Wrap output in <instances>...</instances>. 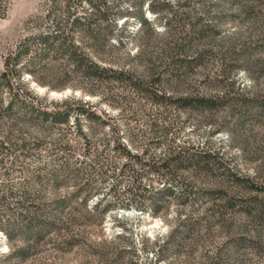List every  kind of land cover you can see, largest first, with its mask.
Here are the masks:
<instances>
[{
  "label": "rangeland",
  "instance_id": "1",
  "mask_svg": "<svg viewBox=\"0 0 264 264\" xmlns=\"http://www.w3.org/2000/svg\"><path fill=\"white\" fill-rule=\"evenodd\" d=\"M105 1L112 11L119 9L122 14L110 25L97 22L104 26L105 37L96 46L88 36L82 37L86 51L94 53L103 64L133 69L148 79L159 75L155 87L173 95L224 92L228 100L216 111L183 109L152 101L128 81L94 80L76 73L58 55L39 60L34 74L24 72L22 78L42 104H60L74 97L104 112L108 125L81 118L90 139L85 146L72 118L65 124L46 123L42 130L34 125L23 131L13 129L12 119H0V136L7 135L10 143L6 148L0 146V196L4 197L0 200V223L24 192L28 196L50 194L49 174L61 166L78 169L84 178L58 172L57 194L73 190L86 176L91 181L86 216H77L70 227L79 232L75 242L63 239V232L54 234L53 239L35 246L27 258L18 260L7 258L9 241L0 229V264H101L91 249L116 235L122 236L118 240L125 248L133 250L120 264H236L238 256L242 264H264V220H248L237 206L238 198L233 199L234 208L222 206L216 192L217 185L231 191L239 189L234 175H248L264 182V119L252 110L244 111L240 105V100L264 94V44H256L246 60L230 58L228 51L255 44L254 38L264 30V2L249 12H240L234 3L225 0H167L170 8L162 11L158 19L147 9L148 0H143L144 16L150 24L142 28L140 20L132 16L123 23L129 11L138 10V0ZM66 5V0H0V71L3 56L15 43L49 29L56 16L64 18ZM69 8L78 14L89 10L84 1L71 3ZM191 22L196 23V28L206 27L207 33L200 41H193L188 54L205 49L206 55L200 63L192 61L190 68L181 67L178 76L170 75L161 63L166 62L164 58L158 59L159 52L174 41L184 40ZM13 81L15 88L16 82H22L21 78ZM0 93L7 98L4 89ZM115 137L131 149L146 148L148 154L155 156H161L168 148L193 145L213 154L217 164L208 173L184 172L185 178L194 183V192L186 199L180 195L184 187L181 178L141 172L138 179L142 186L159 188L168 183L173 191L166 198V206L152 214L149 204L139 205L130 199L133 176L120 167L124 157L112 149ZM105 203L111 206L103 211ZM216 204L217 213H211ZM179 213L199 218L192 235L194 241L185 243L177 252L166 249L157 261L152 243L165 237ZM245 223L247 226H242ZM237 226H242L239 233L249 239L258 233L259 246L242 243L234 260L229 258L227 248L230 239L236 237Z\"/></svg>",
  "mask_w": 264,
  "mask_h": 264
},
{
  "label": "trees",
  "instance_id": "2",
  "mask_svg": "<svg viewBox=\"0 0 264 264\" xmlns=\"http://www.w3.org/2000/svg\"><path fill=\"white\" fill-rule=\"evenodd\" d=\"M88 4L89 10L78 14L69 10L71 3L82 2ZM235 4L240 12H249L254 6L261 4L264 0H225ZM67 12L64 18L56 16L54 24L47 30L42 31L33 36H27L19 39L14 47L3 56L2 70L0 71V91L4 89L7 98L4 99L0 93V119H12L13 129L23 131L25 127L37 125L42 130L43 125L50 123L52 125H60L67 123L70 118L76 125L78 135L83 139L84 145L88 146L90 141L88 131L84 130L81 124V118L89 121H99L101 124L108 125V117L104 116V112H98L91 104L82 102L74 97H69L60 102H52L42 104V102L28 90L27 85L23 82L22 74L24 72L34 74L35 64L42 58L53 54L58 55L64 61V65H68L73 71L94 80H116L128 81L132 88L137 91L144 92L152 101L156 103H172L176 107L183 109H198L201 111H216L224 101H227V94H203V93H185L173 95L168 93L164 88L155 87L156 80L160 79L157 75L153 79L142 77L133 69L103 64L96 58L94 53L85 50L82 44V37L88 36L94 41V45L99 44L103 35L104 26H100L97 22L104 21L105 25H110L116 16L122 14V11L108 5L105 0H66ZM138 10L129 11L130 15L124 19L128 20L129 16L140 20L142 28L150 24L149 20L144 16L142 9L143 0L136 2ZM146 7L149 11L159 16L162 11L170 8L167 0H148ZM188 30V31H187ZM183 35L184 40L174 41L167 47L163 48L158 55V59H163L165 63L164 69H167L170 75L178 76L181 67L190 68L192 61L200 63L206 55L205 49H196L192 55L188 54L194 40H201L206 36L207 28L200 26L196 28V23L191 22ZM254 45H248L242 50L229 48L230 58L248 59L250 51L254 49L256 44H264V30L254 38ZM194 45V44H193ZM204 48V47H203ZM162 56V57H160ZM152 66L150 69H152ZM149 68V67H148ZM153 70V69H152ZM152 74V73H151ZM150 76V75H149ZM21 78L19 83L16 82V88L13 86V80ZM19 88V89H18ZM239 102V101H237ZM241 109L248 112H255L260 118L264 119V94L255 95L249 99L240 100ZM253 113V114H255ZM208 118V116H205ZM152 124V123H151ZM155 124L153 123L152 126ZM166 128L164 127V131ZM6 136H0V146L8 147ZM25 145L24 141H21ZM112 149L116 150L124 161L121 163V169L128 170L133 176V183L130 190V199L133 202L142 205L147 203L150 205L152 214H157L161 208L167 203V196L172 195L171 185L163 183L159 188L142 186L139 182L141 172H155L162 177L163 175H171L172 177L181 178L183 189L181 196L187 198L192 194L194 183L191 179H186L184 172L202 171L211 172L214 165L217 164L216 157L209 151L193 147V145H180L178 148H168L161 156L148 154L146 148L137 150L131 149L130 145H126L124 141H120L118 137L113 138L111 143ZM103 164V163H102ZM101 164V165H102ZM72 174L76 179L84 178L78 169L69 166H61L58 170L51 172L49 178L51 181L50 194L28 196L21 194L16 201L14 209L8 210V217L0 223V229L5 232V236L9 241V250L6 254L7 258H16L18 260L27 258L39 243L47 239H53L54 234H60L63 239L68 238V243L75 242L79 232L71 230V226L75 224L77 216L84 218L87 210L85 209L86 201L91 195L90 177L86 176L81 183H77L73 190L59 195L55 192L57 188V173ZM74 173V174H73ZM82 176V177H81ZM239 189L231 191L223 185H217L216 192L222 201L224 207L236 206L233 199L238 198V208L244 212L249 218L248 220H264V182L255 180V177L242 175L237 177ZM114 190V189H113ZM232 192V193H231ZM4 197L0 196L3 201ZM233 201V202H232ZM73 202H78L73 205ZM184 203V202H183ZM219 204V203H218ZM216 204L211 213H217ZM110 203H105L102 210H108ZM97 208V205L95 206ZM85 209V210H84ZM91 214V213H90ZM199 218H192V215H179L176 217L175 224L169 229L165 237L153 241V248L157 251V261L163 258V252L172 248L179 251L185 243L194 241L193 234L195 227L198 225ZM231 223H229V227ZM242 226H247L245 223ZM241 226V227H242ZM236 237L230 239V245L227 248L229 258H236L242 243H249L258 247V233H253L254 237L243 236L241 227L237 226ZM230 232V231H229ZM233 233V232H232ZM231 235V234H230ZM121 235H116L113 239L102 240L99 245L93 249V256L101 264H120L121 259L133 250L125 248L120 239ZM256 238V239H255ZM74 241H70V240ZM145 247H147L145 245ZM231 252V254H230ZM235 260V259H234ZM236 264H242L241 257H237ZM86 263V262H85Z\"/></svg>",
  "mask_w": 264,
  "mask_h": 264
}]
</instances>
